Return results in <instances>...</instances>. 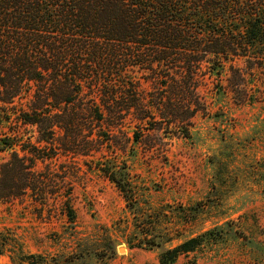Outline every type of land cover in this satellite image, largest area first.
<instances>
[{
  "label": "rangeland",
  "instance_id": "obj_1",
  "mask_svg": "<svg viewBox=\"0 0 264 264\" xmlns=\"http://www.w3.org/2000/svg\"><path fill=\"white\" fill-rule=\"evenodd\" d=\"M142 82L144 103L160 105L156 121L142 122L143 109L117 113L124 120L113 122V136L104 125L83 127L79 153L37 161L34 171L54 179L46 199L0 200V264L31 255L161 264V248L138 243L156 236L170 249L202 235L175 264H264V64L236 59L220 78L182 81L179 94ZM17 134L39 145L36 126L0 125V139ZM11 154L0 152V167ZM106 167L126 171L128 198Z\"/></svg>",
  "mask_w": 264,
  "mask_h": 264
},
{
  "label": "trees",
  "instance_id": "obj_2",
  "mask_svg": "<svg viewBox=\"0 0 264 264\" xmlns=\"http://www.w3.org/2000/svg\"><path fill=\"white\" fill-rule=\"evenodd\" d=\"M236 59L264 64V0H0V125L41 134L39 145L19 134L0 139V152L12 151L0 167V200L46 199L54 179L34 171L37 161L79 153L83 127L104 125L113 136L121 113L143 109L142 122L156 121L160 105L144 103L142 80L179 94L182 81L220 78ZM102 171L127 196L126 171ZM203 240L165 249L170 241L153 236L138 246L161 248L160 263L175 264ZM56 263L31 255L18 264Z\"/></svg>",
  "mask_w": 264,
  "mask_h": 264
}]
</instances>
